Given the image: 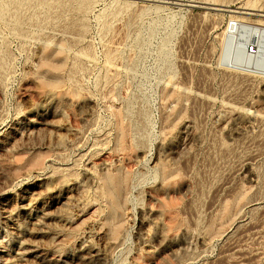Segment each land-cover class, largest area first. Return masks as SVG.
<instances>
[{"label":"rangeland","instance_id":"1","mask_svg":"<svg viewBox=\"0 0 264 264\" xmlns=\"http://www.w3.org/2000/svg\"><path fill=\"white\" fill-rule=\"evenodd\" d=\"M7 1L0 264H264V76L219 63L231 18L264 27V0ZM244 3L254 15L233 12ZM32 114L64 124L59 145L44 125L27 133ZM35 172L53 177L37 226L20 208ZM104 174L131 187L116 239Z\"/></svg>","mask_w":264,"mask_h":264},{"label":"bare ground","instance_id":"2","mask_svg":"<svg viewBox=\"0 0 264 264\" xmlns=\"http://www.w3.org/2000/svg\"><path fill=\"white\" fill-rule=\"evenodd\" d=\"M11 1L2 0L3 7L5 8L8 3ZM15 5L23 6L22 8L29 5L30 2L28 0H13ZM1 3V4H2ZM90 0H82L81 6L82 8H78L80 11L84 12L86 10V6H88ZM203 4L208 7H219L218 10H227L230 5L225 3L224 1H216V0H194L193 6ZM44 7L47 12L55 13V10L58 12L62 11L64 8L63 4L59 2H44ZM60 10V11H59ZM245 10L244 13L247 15H254V11H256V7L254 5H250L248 3L241 4L237 7L235 13ZM258 11H262L263 14L261 16L264 17V9L258 6ZM21 19V17H20ZM222 52L220 55L219 63L221 65L227 66L228 68L239 70L243 72H252L258 73L264 76V27H259L255 25H250L248 23L241 22L237 19L231 18V22L226 32L222 35ZM250 42H253L257 46V52L255 54H249L246 52V45ZM4 68V64L1 65ZM258 115L255 114L251 119H257ZM40 116L31 115L28 120V134H34L36 130L39 129L40 126H45L46 129L51 133L52 141L55 146L59 145L62 142L63 137L60 135L61 131L65 129L64 124L58 120L45 121L44 119L40 120ZM56 119V118H55ZM249 120V123H253V120ZM189 126H185V129H188ZM42 130V129H41ZM6 130L0 131V136H3V142L8 143V139L5 137L8 134H5ZM48 132V133H49ZM11 133V132H10ZM35 180L36 187L35 190L30 192L29 189L25 190V195L22 197L20 202V208L25 212H29L32 214L37 208V214L35 218L31 217L30 223L34 226L41 225L47 220L51 219L52 213L49 211L48 206L42 203L43 196L49 192V187L47 186V182L53 179L52 176L49 175H40L39 172H35ZM171 177L169 172L163 173V179L166 181ZM128 176L125 174L120 175L116 174V176L111 177L110 175H103L99 179L101 181V188L103 191V196L106 197V204L109 209L108 216L106 218V222L108 224L109 231L111 232V238L116 239V233L119 232L121 226H123V216L125 208V203L127 201V194L131 191V187L128 184ZM74 184L67 180H60L55 184V188L57 186L62 187L63 189L67 187L70 189ZM36 188H39L36 191ZM46 192V193H45ZM59 213H56V218H61L65 210L60 209ZM241 211L237 213L239 216ZM6 215L11 217V212H6ZM34 215V214H33ZM18 230V225L16 226ZM19 238H22V234H19ZM22 239H20L21 241ZM5 239L0 238V244L4 243ZM110 241V239H109ZM25 244V240L21 241V245ZM5 245V243H4ZM19 259H23L24 255L19 254Z\"/></svg>","mask_w":264,"mask_h":264},{"label":"built area","instance_id":"3","mask_svg":"<svg viewBox=\"0 0 264 264\" xmlns=\"http://www.w3.org/2000/svg\"><path fill=\"white\" fill-rule=\"evenodd\" d=\"M245 49H246V52L249 54H255L257 52V46L253 42L248 43Z\"/></svg>","mask_w":264,"mask_h":264}]
</instances>
